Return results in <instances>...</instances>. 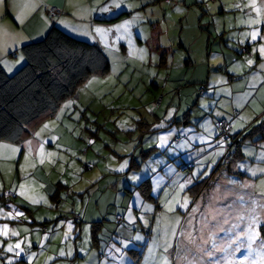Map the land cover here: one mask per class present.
<instances>
[{"label":"rangeland","instance_id":"1","mask_svg":"<svg viewBox=\"0 0 264 264\" xmlns=\"http://www.w3.org/2000/svg\"><path fill=\"white\" fill-rule=\"evenodd\" d=\"M34 1L0 0V26L24 27L25 19L13 17L14 9L28 12L40 4L49 27L59 25L78 39L98 44L111 68L106 75L92 76L27 142L0 143V195L11 192L17 197L7 203L10 209L0 208L7 213L6 218L0 217L4 220L0 221V249L11 233L26 237L22 245L27 247V228L20 232L11 220L28 221L31 228L33 217L27 212L31 211L39 224L47 222L49 232L66 222L76 229L62 243L64 254L66 245L70 250L77 243L86 261L75 264H99L96 258L105 250L113 260L102 264H133L128 249L143 253L142 264H264V164L253 163L256 159L249 156L231 171L225 166L217 170L226 155L217 127L221 115L218 110L212 115L211 96L201 94L209 78L222 82L232 74L225 65L226 51L238 60L255 53L264 29V0ZM60 3L77 17H62L68 27L45 10L53 5L60 9ZM92 10L99 12L94 16ZM248 44L253 46L252 53L240 56L241 46ZM165 52L167 68L161 67ZM16 57L24 61L22 68L25 58L20 50L14 51L12 59ZM242 65L236 70L245 71ZM219 102L224 105V98ZM188 111L192 122L185 126ZM175 118L183 121L191 139L178 133L179 125L168 129ZM151 149L154 153L143 158L141 152ZM133 158L141 164L138 170L130 169ZM145 180L150 181L156 201L146 202L139 211L142 223L134 228L124 224L108 248L115 226L105 222L100 250L91 248L89 228H77L73 211L63 214V207L58 210L57 202L45 192L46 186L54 188L60 182L73 186L71 196H62L67 200L65 209L72 210L74 199L80 198L78 192H83L85 201L91 195L94 203L100 191L101 209L114 212L110 222L115 223L127 201L123 194ZM253 220L255 226L249 232ZM38 230L43 232L39 226ZM249 236L255 238L249 240ZM45 241L39 262L34 251L27 264H41L46 252L56 253ZM10 262L0 252V264Z\"/></svg>","mask_w":264,"mask_h":264},{"label":"crops","instance_id":"2","mask_svg":"<svg viewBox=\"0 0 264 264\" xmlns=\"http://www.w3.org/2000/svg\"><path fill=\"white\" fill-rule=\"evenodd\" d=\"M34 2L36 3V1ZM65 2L66 1H64V3ZM63 4L60 3L61 6L60 9L62 11V14L59 16L60 20L57 23L59 22L64 23L68 27V22H67L68 20L65 19V21H61L63 20L62 17L64 18L67 15L71 16L73 19H77V17L70 15L69 12L72 13V11L70 10L71 8H68V6H66L67 4L64 5L63 7ZM30 8L31 10H28V12H26L24 8H21L19 10L14 9L13 12L14 14L12 13L13 17L15 18L20 17L25 19L26 22L24 24V27L19 25L15 28L7 23H4L5 28L0 26V62L8 74H12L15 71H17L20 68V66L23 65L24 63V61L20 60L19 57L12 59L14 58V51L18 52L23 45L37 41V39H40V37L48 33L50 29L49 27L50 23L43 18L44 7L43 6L41 7V5L39 4V6H36L35 9H33V7ZM45 10L49 14V10L48 9ZM98 12H99L98 10H96L95 12L94 10H92L91 15L96 16ZM13 17L12 19H14ZM69 20L73 22L71 18ZM59 27L62 28L61 26ZM251 38L252 37L246 38L245 41H247V43H250L249 40ZM257 42H258L257 46H255L256 47L255 53H253V55L249 57V59L238 60L235 56L232 57L229 51H226V53L224 54V57L226 58L225 65L226 67H228V71H230L232 74L224 77L222 82H215L209 78L206 84H204L203 86L205 88L201 89L202 92L204 93L203 95H205V93H208V95L211 96V106H210L211 108L210 107L209 108L212 111V115H214L215 112L218 110L219 115H221L219 120L222 119L230 120L233 126V133H237V134L246 133L253 125L260 123L264 119V52L261 51V49L264 48V29L261 33L260 38L257 39ZM247 46L250 47V50L252 52L253 46H251L250 44H248ZM240 64H243L242 67L245 66L246 69L245 71L242 72L236 70V68ZM215 69L218 70V68L214 67V70ZM9 71H13V72L10 73ZM174 82L176 83L177 81L174 80ZM167 85L168 83L166 84L165 88L167 87ZM221 89H225L224 95L221 94ZM221 98H224L225 104L220 106L219 101ZM199 102L200 101L198 100L196 106H199L200 104ZM185 118H186V121H184L186 122L185 126L190 125V123L192 122L191 121L192 117L191 116L184 117L183 119ZM175 124L181 126V128L178 130V133L181 132L182 134L187 135V139H191L192 133L187 131L186 127H182L183 121L181 119L178 120L175 118V120L171 122L170 126H168V129L171 127V125H175ZM38 129L32 132L30 137L20 144H24L25 142H27L34 135V133L38 131ZM164 129H167V127H164ZM148 131L151 132V130ZM189 142L194 143L191 141ZM198 146H201V144ZM252 149H255L256 151L253 152ZM242 153L244 159L250 156L256 159L255 161H252L253 163L264 164V140L251 141V143L249 144L245 142L242 145ZM259 157H261V160H259ZM243 175L246 176V178L248 177V174L246 175L243 174ZM58 184H61L64 187L63 192H61V194L59 195L60 196L58 200L59 202L55 201L56 199L53 200L54 196H56L58 185L54 186V188L51 187L48 188V186H46L45 188L46 196L50 200L57 202L58 210L62 209L63 207V210L62 211L60 210L63 214L67 213L66 211H73V216L80 215L82 222L80 223V225H78L77 228H81V229L89 228L92 231V223H96V222L102 223L101 225L102 230L104 228L105 222H108V224L115 226L110 236L112 240L109 243L110 240L109 239L107 243L108 248H110L112 244H115L113 238L118 235L119 228H121L124 224H128L129 226L134 228V225L136 223H142L141 218L138 216V213L139 211L142 212L143 208L146 206L145 205L146 202H149L142 197V195L139 193L136 187L134 190L128 189L127 193L123 194L124 201L127 200L125 202V207L122 210H118L116 215V221L115 223H113L110 222V219L114 220L115 217L114 212L110 211L108 208L105 211L101 209L100 200L102 196H100L101 193L100 191H98L95 194L98 196V199L94 203L92 202L91 195H88L89 197L85 201L84 196L82 194L83 192H78L80 198L74 199L72 210H68L65 209V204L67 200L62 199V196L63 194H65V196H71V193L74 191L75 188L73 186H71L70 188L69 185L67 184L65 185L62 182ZM15 207L22 209L21 206L16 205ZM27 212L29 215H31V217H33V222L30 223V226H32L31 228L28 225L29 223L28 221L11 220L14 229L17 228L19 229L20 232L21 231L24 232L25 228H27L26 229L27 234L30 235L29 242H25V244H27V247L25 246H24L25 248L23 247L22 243L26 237H23L20 233L18 235L11 233L4 238L5 244L0 249V252L2 253L5 259L11 258V262L8 264H27V262L30 259L31 253L34 251L38 252L37 259L35 260V262H39L40 255H42V252H40L41 250L40 247L44 242V239L46 240L45 244L47 246L56 248V253L46 252L44 255V260L41 261V264H51V263L53 264L55 262L59 263V261H62L65 264H75L80 260H82L81 262L83 263L86 261L84 257L81 258V256L79 255L78 250L76 249L77 243L74 244V247L71 246L70 250H69V246L66 245L65 254L63 252L62 243H64L66 239H69L71 235L74 234L76 231V229L73 230V227H71V224L69 222H66V225H64L60 229L57 228L49 232L50 226H47V222L44 224H39L38 220H36V215H33V212L31 211H27ZM120 215H122L124 218L123 222L120 223L121 226L120 224L117 223V217ZM0 217L6 218L7 213H3L0 211ZM49 218L51 219L52 217L49 216ZM61 220H64V216H62ZM0 221H4V220L0 219ZM42 225H45L46 229H43V232L41 231L42 233L40 232L39 234L38 226L42 228ZM30 232H32L33 234H31ZM91 237H92V233H91ZM62 239L63 241L60 243V240ZM100 242L101 240H99V243L97 244L93 242L91 248L93 250H100ZM7 243L13 244L10 246V248L12 249L11 251H9V248L7 249V247H5ZM17 244L20 245L19 248L16 247ZM107 253L108 251L105 250L102 255H99L100 260L96 258V262L99 261V264H102L104 260H109V261L113 260L112 258H110V256Z\"/></svg>","mask_w":264,"mask_h":264},{"label":"trees","instance_id":"3","mask_svg":"<svg viewBox=\"0 0 264 264\" xmlns=\"http://www.w3.org/2000/svg\"><path fill=\"white\" fill-rule=\"evenodd\" d=\"M50 9V16L57 17L51 14ZM243 48L247 49V52L241 50L240 56L251 52L249 46H241V49ZM20 52L25 58V64L14 74H8L0 62V143L20 144L25 141L42 124L56 117L63 103L74 97L78 89L92 76L106 75L111 68L107 55L98 44L78 39L55 25L50 27L43 40L23 45ZM167 54L165 52L161 57V67H168ZM189 116L190 111L185 113V117ZM223 120L231 127L230 137L221 138L226 146H230V159L226 160L224 157L217 170L225 166L231 171L233 165L244 159L242 145L245 142L264 140V119L243 134L233 133L232 122L228 119L218 121L219 130V123ZM177 139L178 142L180 138ZM154 151L155 149L141 152V155L148 159ZM140 166L134 158L131 159V170H138ZM136 189L145 200L156 201L150 181L145 180L137 185ZM63 190V185L58 184L53 200L58 201ZM15 198L17 197L5 201L0 195V200L6 205ZM118 217L123 218L122 215ZM118 217L117 223L120 224L124 218L120 222ZM73 219L77 227L82 222L80 215H74ZM101 225V222L92 223L91 233L95 244L100 240ZM42 228L46 229L45 225H42ZM262 231L264 234V227ZM128 254L133 258V264H141L143 253L140 250L130 249Z\"/></svg>","mask_w":264,"mask_h":264},{"label":"built area","instance_id":"4","mask_svg":"<svg viewBox=\"0 0 264 264\" xmlns=\"http://www.w3.org/2000/svg\"><path fill=\"white\" fill-rule=\"evenodd\" d=\"M50 12L53 16H60L62 14L61 10L58 9L57 7H52L50 9ZM243 52H247V49L243 48L242 49ZM219 127H220V137L222 139H228L230 137V132H231V127L230 124L226 121L223 120L219 123ZM178 140V139H177ZM225 159L229 160L230 159V146H226V155H225ZM15 197L14 194L10 193H5V195H3L4 200H9L11 198ZM5 205V206H4ZM4 206L5 208H8V206L4 203H0V207ZM123 218L122 217H118V221H122Z\"/></svg>","mask_w":264,"mask_h":264},{"label":"snow or ice","instance_id":"5","mask_svg":"<svg viewBox=\"0 0 264 264\" xmlns=\"http://www.w3.org/2000/svg\"><path fill=\"white\" fill-rule=\"evenodd\" d=\"M117 7H119V5H117ZM253 39H255V34H253ZM261 51L264 52V48H262ZM241 219H243V218H241ZM254 226H255V220H253V222L250 223V224L248 225V230H249V232L252 231V228H253ZM233 227H236V226L233 225ZM242 230H243V229H242ZM254 238H255L254 236H249V237H248L249 240H253ZM232 243H236V241H232ZM262 245H264V241H262ZM16 247L19 248L20 245L17 244ZM249 247H251L250 244H249ZM11 250H12V249L9 248V251H11Z\"/></svg>","mask_w":264,"mask_h":264}]
</instances>
